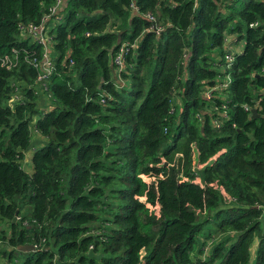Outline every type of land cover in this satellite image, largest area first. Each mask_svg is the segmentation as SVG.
Instances as JSON below:
<instances>
[{
    "label": "trees",
    "instance_id": "1",
    "mask_svg": "<svg viewBox=\"0 0 264 264\" xmlns=\"http://www.w3.org/2000/svg\"><path fill=\"white\" fill-rule=\"evenodd\" d=\"M55 1L0 0V54L17 55L0 62L9 259L264 264V0H62L46 21L55 68L42 84L27 59L45 47L19 25L39 24Z\"/></svg>",
    "mask_w": 264,
    "mask_h": 264
},
{
    "label": "built area",
    "instance_id": "2",
    "mask_svg": "<svg viewBox=\"0 0 264 264\" xmlns=\"http://www.w3.org/2000/svg\"><path fill=\"white\" fill-rule=\"evenodd\" d=\"M62 0H56L55 3L50 6L49 8V12L45 13L42 17V20L39 24H34V23H28V24H20V29H21V33L22 36H28L33 42H35L36 44H41L45 47V50L42 54V57L40 59H36V58H32V59H27L28 62H30L31 64H33L37 69H38V74L36 77V81H40L42 84H44V80L45 78H47L54 70L55 68V64L51 59V56L48 53V42L50 39V36L47 33V24L46 21L48 20V18L53 15V14H57V10L61 5ZM146 15L148 16V18L150 19H154V16L152 14H150L149 12L146 13ZM59 15H54L53 19H58ZM152 27L156 30L159 31L161 29L160 26H156V25H152ZM24 34V35H23ZM229 46V43H228ZM12 51L14 53H16V51L14 49H12ZM122 51H123V47H122ZM17 55L14 54V57L8 53L5 52L3 54H0V62L2 65H5L6 67H13L16 62L14 61V58H16ZM225 57L226 60L228 62V64H230V62L233 60V53L231 51L230 48H228L227 52L225 53ZM116 63L120 64L121 63V59H120V55L116 58ZM229 81V76H226V80L222 81V82H217L213 85H205L204 87L206 88L205 90V95L206 96H210L212 90L215 87L218 86H226L227 83ZM13 99V98H11ZM223 107H225V105H223ZM243 107L245 110H247L249 113L251 112V106L247 103H243ZM225 119L229 118L228 112H226L225 109H223L220 113ZM213 122L215 125L219 126L221 123L220 119H213Z\"/></svg>",
    "mask_w": 264,
    "mask_h": 264
},
{
    "label": "rangeland",
    "instance_id": "3",
    "mask_svg": "<svg viewBox=\"0 0 264 264\" xmlns=\"http://www.w3.org/2000/svg\"><path fill=\"white\" fill-rule=\"evenodd\" d=\"M53 20V19H52ZM51 23H52V21H51ZM24 35V34H23ZM243 44H244V39L243 38H240L239 40H235V41H232L230 44H229V48L231 49V51H232V53L233 54H235V53H237V52H239V51H241V49H242V47H243ZM41 98H43V96H40V99ZM177 98V97H176ZM179 101V98L177 99V101L176 102H178ZM36 136V137H35ZM34 137L36 138L35 140H34V143L33 144H36V143H41L43 140H45L44 139V137L43 136H41V135H39V134H34ZM33 147H31L30 149H28L27 151H25V154H24V157H23V159L21 160V162H22V166H23V168L26 170V171H31V169H32V167H31V160H30V158H31V154H32V151H33V149H32ZM198 168H200L199 166H198ZM16 219H17V217H16ZM227 232H230V231H228V229H226L225 231H223V232H215L214 233V231H212L211 232V235L213 236H211L210 238H211V241H209L210 240V238H206V239H209L208 241H206V243H205V245H204V248H208L207 250H204V252H203V254H202V256H205V255H208L207 254V251H208V253L210 252V249H211V246H212V244L215 242V241H217V240H219L224 234H226ZM232 232H234V231H232ZM198 236H200V235H198ZM205 237L206 236H204V235H201V239L203 238V240L205 239ZM254 242H256V240H254ZM254 242H253V244L251 245V250H253L254 249ZM9 247H10V245L7 243V242H5V241H1L0 242V264H4V263H6V262H9V255H8V251L10 250L9 249ZM251 258H250V261H252L253 260V253H252V251H251V256H250ZM20 259H21V257L19 258H17V259H15V258H11V263H18L19 261H20Z\"/></svg>",
    "mask_w": 264,
    "mask_h": 264
},
{
    "label": "water",
    "instance_id": "4",
    "mask_svg": "<svg viewBox=\"0 0 264 264\" xmlns=\"http://www.w3.org/2000/svg\"><path fill=\"white\" fill-rule=\"evenodd\" d=\"M255 115H258V112L255 107H252L251 116H255ZM16 213H17V210H16ZM16 217H17L16 215L13 216V221L16 220ZM17 248L23 251H28V250H34L35 246L31 243H22V244H18Z\"/></svg>",
    "mask_w": 264,
    "mask_h": 264
},
{
    "label": "crops",
    "instance_id": "5",
    "mask_svg": "<svg viewBox=\"0 0 264 264\" xmlns=\"http://www.w3.org/2000/svg\"><path fill=\"white\" fill-rule=\"evenodd\" d=\"M229 42L231 43L232 41H229ZM230 43H229V44H230ZM227 44H228V43H227ZM256 244H257V242H254V245H253V246H254V249L252 250V252L255 251Z\"/></svg>",
    "mask_w": 264,
    "mask_h": 264
}]
</instances>
